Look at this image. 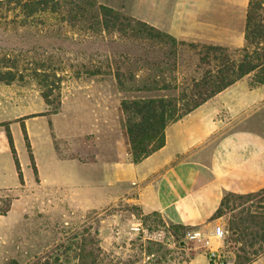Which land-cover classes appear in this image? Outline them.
I'll return each instance as SVG.
<instances>
[{"label":"rangeland","instance_id":"1","mask_svg":"<svg viewBox=\"0 0 264 264\" xmlns=\"http://www.w3.org/2000/svg\"><path fill=\"white\" fill-rule=\"evenodd\" d=\"M37 1L0 0V72L13 71L17 76L14 81L0 82V166L5 172L14 163L7 129L23 161L27 146L22 124L28 120L67 107L73 112L106 115L114 127L126 131L123 100L162 97L177 101L201 76L197 50L187 44L178 47L170 40L149 39L131 28L103 30L99 4L135 17L130 11L103 0H41L47 9L28 15L24 6ZM220 42L237 57L245 46V38ZM34 69L56 72L62 83L54 76L49 83H41L32 75ZM96 69L100 72L93 74ZM46 85L52 87L50 103L43 96ZM4 182L0 176V184ZM232 194H225L223 199L229 202L222 205V199L211 219L225 231L221 252L226 264H239L244 250L252 256V248L260 243L250 248L248 240H238L230 228L238 223L240 211L262 204L257 198H232ZM23 195L22 199L20 188L0 189V198L13 202L7 215H0V264H36L46 252L75 242L84 244L87 262L100 257L117 264H187L197 251L208 255L206 245L187 238L189 229L183 236L182 229L160 214L146 213L138 206L118 203L88 211L74 207L60 193L42 192L35 185ZM249 264H264V254Z\"/></svg>","mask_w":264,"mask_h":264},{"label":"crops","instance_id":"2","mask_svg":"<svg viewBox=\"0 0 264 264\" xmlns=\"http://www.w3.org/2000/svg\"><path fill=\"white\" fill-rule=\"evenodd\" d=\"M103 1L177 39L217 44L245 38L250 2ZM26 127L35 165L26 148V159L20 161L23 181L15 161L8 172L0 166L7 181L0 189L20 188L22 199L35 185L39 191L62 194L80 209L126 203L211 235V217L225 194L264 188V80L254 85L249 76L169 123L164 146L139 162L131 156L126 131L101 113L66 107L28 120ZM187 264L211 263L205 252L197 251Z\"/></svg>","mask_w":264,"mask_h":264},{"label":"trees","instance_id":"3","mask_svg":"<svg viewBox=\"0 0 264 264\" xmlns=\"http://www.w3.org/2000/svg\"><path fill=\"white\" fill-rule=\"evenodd\" d=\"M17 2L20 4L21 0H17ZM39 4L42 6H39ZM46 9V5L41 0L35 2L33 6L27 3L24 6V11L28 15H33L40 10L45 11ZM98 12L100 24L104 31L113 29L123 31L126 28H131L149 39H155L160 42L170 40L178 47L182 44H187V46L195 48L203 69L201 76L193 84L192 89L184 91L182 97L177 101L162 97L123 100L122 109L126 116V133L130 144V153L135 162L141 161L164 146L165 129L169 123L183 119L213 97L247 76L251 78V82L254 85L260 84L264 80V0H250L249 2L245 24V46L238 57L231 53L229 48L224 45L201 44L197 42H190L188 44L184 40L176 39L171 34L161 31L145 21L126 16L105 4H99ZM99 72L96 69L93 71V74ZM32 75L41 83H49L52 76H54V80L58 83H62V77L57 76L56 72L54 75H51L46 71L34 69ZM16 77V73L13 71L0 72V82H11L16 80ZM47 86L43 89V96L50 103L52 87ZM57 100H60V95L57 97ZM58 111L59 107H56L54 112ZM22 131L32 163L35 165L25 123L22 124ZM7 137L20 178L23 181L17 148L15 147L12 132L9 129H7ZM231 197L239 199L251 198L250 200L257 198L258 202L262 204L261 208L257 206L253 209L254 205H251L250 208L240 211L239 215H236L238 223L232 224L230 228L238 240H248L250 248L260 243L258 248H252V256L246 255L244 250V257H238V259L244 258L239 264H249L256 257L264 254V188L258 192L248 194L238 195L234 193ZM0 201V215H7L12 207V199L2 197ZM228 202L229 199H223L222 205ZM234 219H236L235 216ZM173 226L182 229L184 231L183 236H185L186 230H188L186 226L180 224H173ZM179 241L180 245H185L183 238ZM149 242L151 244V241ZM152 244L156 245L157 243L152 242ZM150 250L149 246L148 251ZM99 251L102 254L100 248ZM90 252L94 254L93 250ZM85 254L86 251L83 243L75 242V245L61 244L54 251L46 252L42 258L37 260L39 262L36 264H117L113 263L111 259L105 262L100 257H95L92 262H87ZM77 257H79V260H82L78 262L76 260Z\"/></svg>","mask_w":264,"mask_h":264},{"label":"built area","instance_id":"4","mask_svg":"<svg viewBox=\"0 0 264 264\" xmlns=\"http://www.w3.org/2000/svg\"><path fill=\"white\" fill-rule=\"evenodd\" d=\"M225 231L217 225L211 235L201 234L195 230L187 231V238L203 242L208 247V259L211 264H226V259L221 252V246L224 241Z\"/></svg>","mask_w":264,"mask_h":264}]
</instances>
